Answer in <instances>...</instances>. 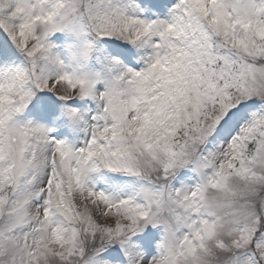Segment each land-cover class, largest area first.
Instances as JSON below:
<instances>
[{
  "label": "snow or ice",
  "instance_id": "6c2138e0",
  "mask_svg": "<svg viewBox=\"0 0 264 264\" xmlns=\"http://www.w3.org/2000/svg\"><path fill=\"white\" fill-rule=\"evenodd\" d=\"M0 264H264V0H0Z\"/></svg>",
  "mask_w": 264,
  "mask_h": 264
}]
</instances>
